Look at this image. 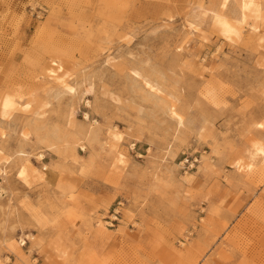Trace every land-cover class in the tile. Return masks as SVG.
I'll return each instance as SVG.
<instances>
[{
    "label": "rangeland",
    "instance_id": "rangeland-1",
    "mask_svg": "<svg viewBox=\"0 0 264 264\" xmlns=\"http://www.w3.org/2000/svg\"><path fill=\"white\" fill-rule=\"evenodd\" d=\"M243 1L0 9V264H264V0Z\"/></svg>",
    "mask_w": 264,
    "mask_h": 264
},
{
    "label": "bare ground",
    "instance_id": "bare-ground-1",
    "mask_svg": "<svg viewBox=\"0 0 264 264\" xmlns=\"http://www.w3.org/2000/svg\"><path fill=\"white\" fill-rule=\"evenodd\" d=\"M239 3V10H240V21L243 22L244 21V16H245V4H248L249 3H245V1L243 0H240ZM264 14V13H263ZM261 14V17L263 19L264 15ZM263 39V37H262ZM62 64L60 61L56 60V59H53L51 60V66L49 67L48 69V73L49 75H51L52 77L56 78L59 80V82L61 83V85L65 86L66 88H70L67 84H66V81H64L62 79V76L63 75H60L58 73H60L62 71ZM11 97L13 102H14V105H15V98H14V94L13 93H4L1 97V100H0V106L2 107L3 110L7 111L9 109H11L12 107H9L8 109H5L4 108V100L6 98H9ZM259 145H264L262 144V142L260 141H252L249 145V149H247L249 151V153L247 154V159H248V162L246 163L247 164V167L249 168V170H253L254 169V160H256L259 156H264V153L260 152L259 151V148L258 146ZM246 155V154H245ZM39 157L42 158V154H39ZM256 162V161H255ZM245 166V165H244ZM246 167V168H247ZM264 168V167H263ZM3 170V169H1ZM248 170V169H247ZM26 171H27V168H26V165L25 164H20L18 166V171H17V174L18 176H20L21 178L24 179L25 175H26ZM249 171V172H250ZM246 172V171H245ZM253 172V171H252ZM3 173V172H2ZM21 173H23V175H21ZM247 173V172H246Z\"/></svg>",
    "mask_w": 264,
    "mask_h": 264
},
{
    "label": "crops",
    "instance_id": "crops-1",
    "mask_svg": "<svg viewBox=\"0 0 264 264\" xmlns=\"http://www.w3.org/2000/svg\"><path fill=\"white\" fill-rule=\"evenodd\" d=\"M30 0H0V9L5 10V7L9 6L10 9L27 5ZM26 25L23 27L26 29Z\"/></svg>",
    "mask_w": 264,
    "mask_h": 264
},
{
    "label": "snow or ice",
    "instance_id": "snow-or-ice-1",
    "mask_svg": "<svg viewBox=\"0 0 264 264\" xmlns=\"http://www.w3.org/2000/svg\"><path fill=\"white\" fill-rule=\"evenodd\" d=\"M249 6L250 5L245 4V8H248ZM224 26L226 28L229 27L226 22H224ZM3 106H4L5 109H8L9 107H14V102H13L12 98L11 97L6 98L4 100V105ZM261 127L264 128V125H261ZM258 148H259L260 152L264 153V145H259ZM21 175H23V173H21Z\"/></svg>",
    "mask_w": 264,
    "mask_h": 264
}]
</instances>
